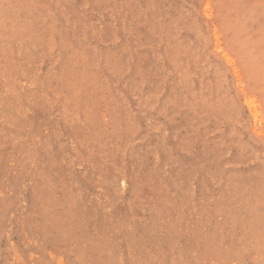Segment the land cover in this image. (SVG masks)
I'll use <instances>...</instances> for the list:
<instances>
[{"label":"rangeland","instance_id":"obj_1","mask_svg":"<svg viewBox=\"0 0 264 264\" xmlns=\"http://www.w3.org/2000/svg\"><path fill=\"white\" fill-rule=\"evenodd\" d=\"M0 264H264V0H0Z\"/></svg>","mask_w":264,"mask_h":264}]
</instances>
